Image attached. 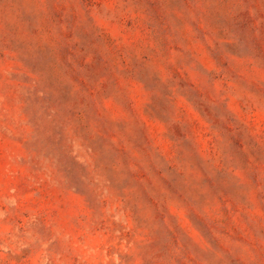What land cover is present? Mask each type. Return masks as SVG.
Returning a JSON list of instances; mask_svg holds the SVG:
<instances>
[{
  "label": "rangeland",
  "instance_id": "obj_1",
  "mask_svg": "<svg viewBox=\"0 0 264 264\" xmlns=\"http://www.w3.org/2000/svg\"><path fill=\"white\" fill-rule=\"evenodd\" d=\"M0 264H264V0H0Z\"/></svg>",
  "mask_w": 264,
  "mask_h": 264
}]
</instances>
